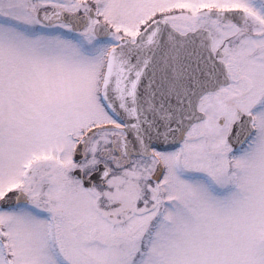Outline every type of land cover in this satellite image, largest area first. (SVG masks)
<instances>
[{
	"label": "snow or ice",
	"instance_id": "1",
	"mask_svg": "<svg viewBox=\"0 0 264 264\" xmlns=\"http://www.w3.org/2000/svg\"><path fill=\"white\" fill-rule=\"evenodd\" d=\"M0 264H264V0H0Z\"/></svg>",
	"mask_w": 264,
	"mask_h": 264
}]
</instances>
